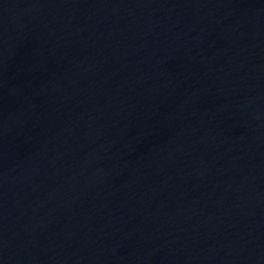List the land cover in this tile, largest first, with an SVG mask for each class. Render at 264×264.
I'll return each mask as SVG.
<instances>
[{"label":"water","instance_id":"obj_1","mask_svg":"<svg viewBox=\"0 0 264 264\" xmlns=\"http://www.w3.org/2000/svg\"><path fill=\"white\" fill-rule=\"evenodd\" d=\"M0 264H264V0H0Z\"/></svg>","mask_w":264,"mask_h":264}]
</instances>
